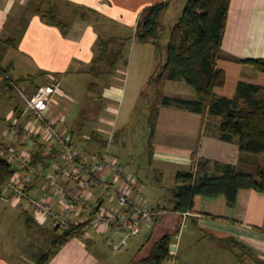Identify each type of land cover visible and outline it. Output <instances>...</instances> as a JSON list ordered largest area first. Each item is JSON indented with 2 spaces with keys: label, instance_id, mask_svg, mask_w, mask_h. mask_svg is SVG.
<instances>
[{
  "label": "crops",
  "instance_id": "crops-1",
  "mask_svg": "<svg viewBox=\"0 0 264 264\" xmlns=\"http://www.w3.org/2000/svg\"><path fill=\"white\" fill-rule=\"evenodd\" d=\"M163 2L169 0H0V156L9 157L12 146L19 145L15 139L30 141L32 145L26 154L28 168L23 169L30 177L26 186L28 194L43 198L53 208H58L59 198L46 185L45 175L60 161L61 149L55 140L42 142L41 131L33 136L25 134L24 126L31 118L24 116L14 87L33 94L43 84L59 82L60 95L55 97L47 116L54 128L68 135L84 157L91 156L87 153L90 151L97 155L107 152L120 160L126 172L136 175L112 150L127 145L128 140L122 133L125 126L121 124L135 114L141 90L148 85L145 48L148 44L136 41L137 22L144 9ZM39 4L43 10L57 9L60 18L70 24L66 35L34 13V7ZM76 7L86 12V18L74 15ZM99 38L125 42L122 56L127 65L122 59L113 70L105 65L93 69ZM118 47L113 44L110 49ZM222 51L240 59H264V0H230ZM217 67L226 75L224 85L214 90L217 96L233 97L239 82L264 87V74L249 66L219 60ZM159 86L165 96L195 98L194 90L182 81L163 80ZM67 103L69 109L66 111ZM77 103L85 108L74 114L72 107ZM88 107H94L91 121L95 126L90 137L80 142L82 126L78 124L88 120ZM79 115L83 116L80 121ZM150 117L154 119L146 149L150 180L163 185L168 195L177 186L176 175L191 170L194 154L210 161L208 168L212 172L218 170L213 166L215 162L241 166L237 141L220 140L214 126L210 130L207 125L210 120L217 123L219 119L207 112L198 114L158 104ZM15 120L17 134L11 135L9 126ZM86 145H93L95 149L89 150ZM38 154L47 156L45 162L34 158ZM256 160L264 166V155ZM12 165L17 171L22 170ZM112 179L109 175L108 180ZM138 181L142 186L139 177ZM61 183L77 189L63 178ZM142 196L145 199L143 188ZM88 200L90 205H99V212L117 209L100 189L93 191ZM170 200L171 195L168 207L163 205V197L156 206L148 205L159 215L143 228L145 243L135 242L130 251L127 250L129 245L120 252L113 251L107 240L117 242L119 230L103 226L99 230L90 229L87 235L72 237L55 250L54 242L59 232H55L53 220L36 217L26 204H16L2 188L0 264H39L38 255L47 258L44 264H141L155 243L166 235L170 236L169 256L160 264H264V193L239 189L233 206L227 205L224 195L196 196L184 228H181L183 213L170 211ZM47 237L51 242L49 249L41 245Z\"/></svg>",
  "mask_w": 264,
  "mask_h": 264
},
{
  "label": "trees",
  "instance_id": "trees-1",
  "mask_svg": "<svg viewBox=\"0 0 264 264\" xmlns=\"http://www.w3.org/2000/svg\"><path fill=\"white\" fill-rule=\"evenodd\" d=\"M229 2L230 0H187L178 19L167 30L160 22V17L169 7V2L144 9L137 22L136 41L151 44L158 52L161 38L167 36L165 60L160 65L159 74L150 78V83L157 85L161 79L182 81L195 92L194 99H184L165 96L157 91L159 104L198 114L207 112L209 116L219 119L214 126L215 134L225 142L237 141L241 153V166L233 167L215 162L213 166L219 170L216 172L208 168L210 161L194 154L191 170L178 173L177 186L170 190V211L175 213L191 212L196 196L215 198L224 195L227 205L233 206L239 189H253L264 193V166L256 160L258 156L264 155V87L239 82L231 98L217 96L214 92L226 80L224 71L217 67L219 60L249 66L264 74V59H240L222 51ZM73 12L75 16L86 18V12L80 7H76ZM34 13L47 25L57 27L63 35L67 34L70 24L60 18L56 8L43 10L42 4H39L34 7ZM124 43L113 38H99L92 61L93 69L105 65L113 70L115 64L123 59ZM113 44L119 45L118 49L112 51L110 46ZM124 65H127L126 60ZM16 115L19 116V112ZM153 128L152 123L150 135ZM38 155L34 158L45 162L47 156ZM16 172L17 169L0 156V192L5 182ZM30 221L27 218L28 224ZM82 228L79 226L78 230L69 228L62 231L55 228L56 233H61L56 235L54 249L57 250L70 238L78 236ZM169 240V235L160 238L140 263L160 264L167 259ZM40 259L39 264L47 261L44 255Z\"/></svg>",
  "mask_w": 264,
  "mask_h": 264
},
{
  "label": "built area",
  "instance_id": "built-area-1",
  "mask_svg": "<svg viewBox=\"0 0 264 264\" xmlns=\"http://www.w3.org/2000/svg\"><path fill=\"white\" fill-rule=\"evenodd\" d=\"M14 88L22 100L24 116L31 118L24 126L25 134L33 136L41 131L44 139L55 140L61 149L60 161L45 175L46 185L59 198V205L53 208L49 201L28 194L26 186L30 177L28 171L23 170L28 168V156L20 145L12 146L7 160L22 170L5 182L3 192L12 196L16 204H26L36 217L51 218L55 228L60 231L69 228L78 230L82 226L79 234L87 235L93 228L115 227L119 230V240L107 241L113 251L124 250L129 239L138 236L159 215L157 210L148 207L137 177L126 172L120 160L107 152L84 157L74 148L68 135L54 128V123L47 116L56 101L55 97L60 95L59 83L39 86L33 94L26 93L22 88ZM8 133L17 134L16 120L9 126ZM109 175H112V180H108ZM62 178L73 183L77 189L66 187L61 183ZM96 189H100L109 201L114 202L117 208L115 212H99L98 206L89 204L88 196ZM188 215L189 212L183 213L181 228L187 225Z\"/></svg>",
  "mask_w": 264,
  "mask_h": 264
},
{
  "label": "rangeland",
  "instance_id": "rangeland-1",
  "mask_svg": "<svg viewBox=\"0 0 264 264\" xmlns=\"http://www.w3.org/2000/svg\"><path fill=\"white\" fill-rule=\"evenodd\" d=\"M186 1L187 0H169V7L167 8V10H165L163 12L162 18L160 17V22H162L165 30H167L168 27L170 29V27L176 22V20L178 19ZM166 42H167V36L164 35L160 40L159 52L151 44H148V47H145L147 50V55H148V60H147V62H148V65H147V67H148V70H147L148 85L145 86L144 89L141 90L142 91V97L139 100V104H138V107L136 109L135 114L129 120H126L125 122H123L121 124V126H123V127L125 126L122 130V133H123L124 139L128 140L127 145L123 146V147H119V149L117 148V150H112V153L114 155H117L121 159V161L123 160L124 163L127 164V166H130V170L134 174H136L135 176L137 177V179H138V177L141 179L142 184H143L142 185L143 194H144L145 200L147 201L148 205L156 206L157 201H160V199L162 200V197H163V200L165 199L163 205L165 207H168L169 206L168 199L170 198V195L167 194L163 185L153 184L150 180V177L152 178V176H150V174H149L150 170H148L149 155L146 153V149H147V145H148V141H149L148 137L151 133V125L154 122V119L150 116L154 115L156 107L159 104L157 91L160 92V86L159 85L163 81L161 79L157 85H153L150 83L149 80H150V78L157 76L160 72V65H162L164 60H165ZM57 81H59V80H57ZM65 82H66V80H65ZM57 83H59V82H57ZM48 84H50V83H48ZM63 87H66L64 83H63ZM18 98H19V104L22 105V100H21L19 95H18ZM66 105H68V106H65V109L67 111L69 109V104L67 103ZM72 108L74 110L73 111L74 114H77L80 112V109H83L85 107H82L81 104L77 103V105L76 104H75V106L73 105ZM93 113H94V107H88V110L86 113V115L88 116V120H86L87 122L84 120L83 124H78V125L82 126V129H81L82 132L79 133L80 142H85V140L88 139V137H90L89 134L91 133V130L95 126V123L93 121H91V119L93 118ZM82 117L83 116L79 115L78 121H80ZM89 120H90V122H88ZM212 126H215V123L210 120L208 123V127H210L209 128L210 130H211ZM17 140H18V138H17ZM17 140L15 139L14 142L19 143L21 148H25L26 151L28 150L27 148L29 146L31 147V145H32V144H30V141H28V139H27V141L25 138L24 139L21 138L18 141ZM41 141L42 142L45 141L48 143L52 142V140H46V139H43ZM123 142H125V141H123ZM73 145H74V143H73ZM86 146H88L89 150L95 149V147L93 145L92 146L86 145ZM74 148H76L75 145H74ZM97 148H98V145H97ZM26 151L24 150L25 155L29 153V151H27V152ZM87 153H89L92 156L97 155V154H95L96 153L95 151H90ZM147 170H148V172H147ZM147 174H148V176H147ZM59 233H61V232H59ZM145 233L146 232H144V230H143V232L140 235H138L137 237H135L133 239H130L128 241L129 247L127 250H129V251L132 250L131 245L134 244L135 242L145 243V241L147 240L146 236L144 235ZM42 238H43V236H42ZM147 238H148V236H147ZM50 243H51L50 238H48V240H46L45 244L42 243L41 245L42 246L45 245L46 249H49L48 247L51 246ZM126 254H128V253H126ZM38 257L41 258L42 255L41 256L38 255ZM125 257H127V256L125 255Z\"/></svg>",
  "mask_w": 264,
  "mask_h": 264
},
{
  "label": "water",
  "instance_id": "water-1",
  "mask_svg": "<svg viewBox=\"0 0 264 264\" xmlns=\"http://www.w3.org/2000/svg\"><path fill=\"white\" fill-rule=\"evenodd\" d=\"M98 208H99V205H98Z\"/></svg>",
  "mask_w": 264,
  "mask_h": 264
}]
</instances>
